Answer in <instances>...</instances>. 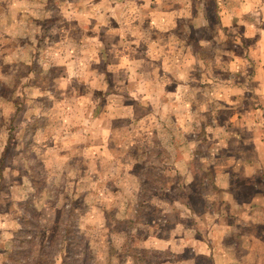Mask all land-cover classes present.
I'll return each instance as SVG.
<instances>
[{
  "label": "rangeland",
  "instance_id": "374dc122",
  "mask_svg": "<svg viewBox=\"0 0 264 264\" xmlns=\"http://www.w3.org/2000/svg\"><path fill=\"white\" fill-rule=\"evenodd\" d=\"M194 4L214 9L211 0H0V264H174L175 219L163 205L182 187L175 168L160 165L158 151L116 150L120 163L113 164L105 149L84 144L108 143L111 134L119 140L117 130L129 125L122 112L111 115L109 98L125 97L128 52L144 48L132 46L122 22L139 16L150 30L141 41L170 33L174 63L187 70L205 57L191 50L199 47L195 38L209 36L176 20ZM136 112L143 115L141 107ZM142 115L137 129L161 122ZM205 183L192 184L189 200L198 210ZM191 229L211 243V229ZM147 238L168 244L147 247Z\"/></svg>",
  "mask_w": 264,
  "mask_h": 264
},
{
  "label": "crops",
  "instance_id": "0c3cea01",
  "mask_svg": "<svg viewBox=\"0 0 264 264\" xmlns=\"http://www.w3.org/2000/svg\"><path fill=\"white\" fill-rule=\"evenodd\" d=\"M211 1L212 12L194 4L186 17H176L189 23L190 29L201 28L209 35L195 38L199 47L191 50H205V57L187 70L174 63L170 33L163 41L156 33L151 36L155 40L141 41L150 37V30L139 24L140 17L132 14L131 22H122L132 46L144 48L139 54L135 49L128 52L133 62L127 64L132 67L127 69L125 97L109 98L114 104L109 105L111 115L122 112L129 125L117 130L119 140L111 134L108 143H103L97 136L84 146L105 149L113 164L120 163L116 150L124 155L129 150L139 155L142 150H154L160 165L167 162L175 168L173 176L182 187L176 198L163 205L175 219L169 234L174 231L178 237L173 243L174 264H201L200 257L209 259V264H264V0ZM172 65L177 71H172ZM192 69L194 78L190 77ZM130 81L134 84L128 86ZM143 103L152 107H142ZM140 107L147 119L158 116L161 122L137 129L134 119L142 115L136 112ZM162 119L168 120L162 123ZM197 126L199 133L191 138ZM138 132L141 136L134 137ZM102 158L97 153L96 159ZM134 159L131 154L124 161ZM197 180H205L208 187L201 196L200 210L189 200ZM122 193L127 195V189ZM192 227L211 229V243L192 233ZM154 240L147 238L144 245L163 249L168 244L163 238ZM185 251L188 257L183 256Z\"/></svg>",
  "mask_w": 264,
  "mask_h": 264
},
{
  "label": "trees",
  "instance_id": "16d2710c",
  "mask_svg": "<svg viewBox=\"0 0 264 264\" xmlns=\"http://www.w3.org/2000/svg\"><path fill=\"white\" fill-rule=\"evenodd\" d=\"M155 7H157V6H155Z\"/></svg>",
  "mask_w": 264,
  "mask_h": 264
}]
</instances>
